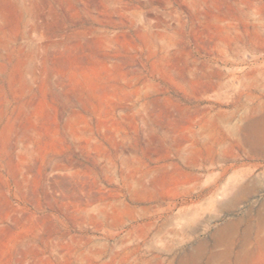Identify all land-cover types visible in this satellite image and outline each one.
Masks as SVG:
<instances>
[{"label": "rangeland", "instance_id": "1", "mask_svg": "<svg viewBox=\"0 0 264 264\" xmlns=\"http://www.w3.org/2000/svg\"><path fill=\"white\" fill-rule=\"evenodd\" d=\"M155 255L264 264V0H0V264Z\"/></svg>", "mask_w": 264, "mask_h": 264}, {"label": "bare ground", "instance_id": "2", "mask_svg": "<svg viewBox=\"0 0 264 264\" xmlns=\"http://www.w3.org/2000/svg\"><path fill=\"white\" fill-rule=\"evenodd\" d=\"M162 233V231H161ZM160 234V233H158ZM160 237V236H159ZM163 237V236H162ZM156 261H157V264H164L160 259H161V255H155L153 257ZM144 264H149V261L148 260H145ZM185 264V263H184Z\"/></svg>", "mask_w": 264, "mask_h": 264}]
</instances>
